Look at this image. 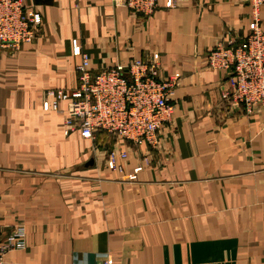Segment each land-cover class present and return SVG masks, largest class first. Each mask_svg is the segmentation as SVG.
<instances>
[{"label": "crops", "instance_id": "crops-1", "mask_svg": "<svg viewBox=\"0 0 264 264\" xmlns=\"http://www.w3.org/2000/svg\"><path fill=\"white\" fill-rule=\"evenodd\" d=\"M165 2L140 15L110 0H27L40 32L0 50V229L23 243L0 264H264V109L224 102L229 76L206 64L244 43L251 6ZM258 20L264 32V2ZM73 40L94 72L140 60L180 75L157 147H121L126 174L142 167L134 181L105 168L99 148L114 137H64L63 113L42 110L48 90L78 84Z\"/></svg>", "mask_w": 264, "mask_h": 264}, {"label": "built area", "instance_id": "built-area-1", "mask_svg": "<svg viewBox=\"0 0 264 264\" xmlns=\"http://www.w3.org/2000/svg\"><path fill=\"white\" fill-rule=\"evenodd\" d=\"M114 6L126 7L140 15L152 14L158 0H110ZM251 6L253 23L244 43L221 47L207 55V68L228 73V90L222 100L240 106L246 113L257 107L264 109V32L259 26L258 13L264 0H245ZM174 0H166L170 8ZM40 14L27 5V0H0V50L19 49L32 43L41 29ZM72 53L78 57L75 71L78 84L72 91L49 90L42 103L45 112L64 113V135L78 133L82 139H93L98 133L117 134L126 141L137 142L144 134L153 139L160 116L171 115L169 103L170 78L156 75V62L134 60L129 64H114L101 72L91 69L89 55L76 40ZM120 158V161H119ZM128 159L122 153L107 161L111 170H121L120 163ZM122 166V165H121ZM132 176V175H131ZM129 176L131 180L136 179ZM20 232L8 237L9 248L21 246ZM6 251V250H4ZM2 252V251H0ZM101 264H113L107 257Z\"/></svg>", "mask_w": 264, "mask_h": 264}, {"label": "rangeland", "instance_id": "rangeland-1", "mask_svg": "<svg viewBox=\"0 0 264 264\" xmlns=\"http://www.w3.org/2000/svg\"><path fill=\"white\" fill-rule=\"evenodd\" d=\"M71 46H72V42H71ZM79 60V59H78ZM207 63V62H206ZM156 65H157V67H156V75H157V77L158 78H160L161 79V77H159V64L156 62ZM211 70V69H210ZM222 71V70H221ZM222 72H225V71H222ZM227 73V72H226ZM228 74V73H227ZM179 77H180V75H175L174 77H172V78H170V80H171V87H170V90L175 86V83H176V80L177 79H179ZM229 89V86H228V88L227 89H223V91L224 90H228ZM50 90H55V89H50ZM49 91V90H48ZM72 91V90H71ZM223 91H222V93H223ZM221 99H222V94H221ZM45 100V99H44ZM43 100V101H44ZM170 101V100H169ZM43 103V102H42ZM228 104L229 105H232V106H235V105H233L231 102L229 103L228 102ZM61 105V104H60ZM42 106V105H41ZM235 107H239L240 109H241V107L240 106H235ZM169 108H170V112H171V115H169L168 117H163V116H160L159 118H158V121L160 122L159 124H158V126L156 127V130H155V132H154V135H153V139L151 140V139H149V137H147L146 135H144V134H142L141 135V138L137 141V142H133V141H126V139H122V138H118V137H116L117 136V134H114V135H112V134H108V133H104V132H101V133H98V134H104V135H106V137L108 138V139H111L112 137H114L115 138V140H116V145L118 146V147H109V146H107V140L106 141H103V144H102V146H104L105 147V149H102V148H99V149H101V150H103V152H105V156H104V165H105V168L108 170V171H110V172H112V173H115V174H117V175H119V176H122V177H125L126 178V180H128V181H134V180H136V179H134V180H131L130 178H129V176H134V177H136L137 178V175L142 171V167L141 166H138V167H136V168H134L133 169V171H132V173L131 174H126V172H125V162L127 161V160H125V161H122V162H119L120 164V167H121V170L119 171L118 169L117 170H111V169H109L108 167H107V161H108V159L114 154H117L118 156H120L122 153H124V154H126L128 157H129V152H128V150H125V149H121V147L123 146V145H132L133 147H136V148H140V147H142V146H145V147H147V148H155V147H157V145H158V137H159V132H160V130L163 128V127H165L166 125H168V124H170L172 121H173V117H174V106L173 105H171L170 104V106H169ZM42 110H43V107H42ZM60 111H62L61 110V107H60ZM43 112L44 113H56V112H54V111H49V112H45L44 110H43ZM63 114V124H64V113H66V110L65 111H63L62 112ZM58 114H60V113H58ZM62 134H63V136L65 137V135H64V127L62 128ZM73 135L75 136V137H77V139H80V140H85V139H82V137H80V135L76 132V133H73ZM95 139V137L93 138V139H87V140H94ZM100 142V141H99ZM97 148L98 147H96L95 148V150H94V148H93V151H92V149H90V153H91V155L93 154H95V151L97 150ZM119 161H120V158H119ZM122 165V166H121ZM131 176V177H132ZM17 234V230L15 229V231L13 230V231H11L9 234H5V235H3L2 236V234H1V229H0V251H2V252H5L4 250H7V247H9V245L8 244H6L7 243V239H8V237H11V236H14V235H16ZM21 245H23V243H21Z\"/></svg>", "mask_w": 264, "mask_h": 264}]
</instances>
